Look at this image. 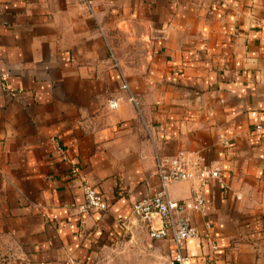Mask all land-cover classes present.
<instances>
[{"label":"crops","instance_id":"crops-1","mask_svg":"<svg viewBox=\"0 0 264 264\" xmlns=\"http://www.w3.org/2000/svg\"><path fill=\"white\" fill-rule=\"evenodd\" d=\"M180 152L224 182L191 264H264V0H0V264H171L133 210Z\"/></svg>","mask_w":264,"mask_h":264},{"label":"built area","instance_id":"built-area-1","mask_svg":"<svg viewBox=\"0 0 264 264\" xmlns=\"http://www.w3.org/2000/svg\"><path fill=\"white\" fill-rule=\"evenodd\" d=\"M122 88L130 90L128 82ZM129 100L139 106L140 100L130 94ZM111 108L119 106L118 99L109 102ZM259 130L262 125H258ZM74 172H78L75 166ZM156 174L160 179V189L152 196L138 201L134 206V214L142 220L152 223L154 219L160 220L159 226L150 225V236L153 239L170 238L173 244L174 258L171 264H191V257L186 251V241L197 238L203 234L193 221V214L207 213V194L212 181L224 184L221 169L215 164L201 162V157L188 156L184 152L176 156H157ZM190 181L193 183L191 196L187 199L176 200L169 194V187L173 183ZM85 201L79 206L80 212L86 214L92 211H105L108 202L102 192L91 184H83ZM212 224H206L205 239L211 240L210 230ZM213 250L217 249L212 245Z\"/></svg>","mask_w":264,"mask_h":264}]
</instances>
